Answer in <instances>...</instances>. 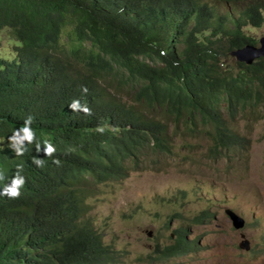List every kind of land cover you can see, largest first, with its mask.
Returning a JSON list of instances; mask_svg holds the SVG:
<instances>
[{
  "label": "trees",
  "instance_id": "trees-1",
  "mask_svg": "<svg viewBox=\"0 0 264 264\" xmlns=\"http://www.w3.org/2000/svg\"><path fill=\"white\" fill-rule=\"evenodd\" d=\"M215 1L242 9L219 14L209 0H0V31L15 42L13 57L0 58V192L18 172L25 180L18 198L0 195V264H118L86 218L90 189L148 169L149 153L170 151V126L183 124L193 138L207 126L218 141L240 138L236 106L258 113L264 58L221 60L257 45L244 28L262 25L264 0ZM28 116L35 140L21 132L17 155L10 137ZM171 233L152 260L196 246L187 227Z\"/></svg>",
  "mask_w": 264,
  "mask_h": 264
},
{
  "label": "rangeland",
  "instance_id": "rangeland-1",
  "mask_svg": "<svg viewBox=\"0 0 264 264\" xmlns=\"http://www.w3.org/2000/svg\"><path fill=\"white\" fill-rule=\"evenodd\" d=\"M209 2L219 14L237 15L242 9L238 4ZM244 30L258 40L264 35V22ZM7 35L5 29L0 31V58L11 59L15 42ZM216 39L229 47L227 36ZM221 61L235 64L230 55ZM236 108L232 127L243 136L241 141H218L209 132L211 126L197 138L188 137L183 124L181 131L170 126V151L161 152V158L149 153L148 169L90 189L86 218L103 244L119 252L118 264H264V100L258 113L243 102ZM154 159L157 162L151 164ZM226 210L241 216L246 227L234 228ZM205 211L210 215L199 220ZM179 226L188 228V239L197 240L198 246L189 254L169 259L160 254L152 260L155 243L160 248L168 244ZM244 234L252 245L250 252L238 247Z\"/></svg>",
  "mask_w": 264,
  "mask_h": 264
},
{
  "label": "clouds",
  "instance_id": "clouds-1",
  "mask_svg": "<svg viewBox=\"0 0 264 264\" xmlns=\"http://www.w3.org/2000/svg\"><path fill=\"white\" fill-rule=\"evenodd\" d=\"M119 2L121 1V0H118ZM217 2V1H216ZM212 5V4H211ZM216 8V7H215ZM100 12H102V6H100V7H98L97 8ZM217 10V9H216ZM264 22V21H263ZM248 26V25H247ZM251 26V25H250ZM245 31V30H244ZM246 33V32H245ZM258 41V40H257ZM258 44V43H257ZM245 45H247V44H245ZM245 45H243L242 47H244ZM254 45V44H253ZM242 47H238V48H242ZM234 49H237V48H233V49H230L229 51H228V54H229V52L231 51V50H234ZM229 56V55H228ZM232 57V56H231ZM234 60H235V58L234 57H232ZM257 60V59H256ZM237 60H235V62H236ZM255 61V60H254ZM238 62V61H237ZM240 63H242V62H240ZM245 64V63H244ZM32 122H33V117H31V116H28L26 119H25V122H24V125L17 131V132H15L14 134H13V136L12 137H10V145H11V147L13 148V150H15L16 151V153H17V155H23V148H17L16 147V144H17V137L19 136V134L22 132L24 135H23V140L24 141H27L28 143H32L34 140H35V133L33 132V130L31 129V124H32ZM233 124V123H232ZM232 129H233V127H232ZM102 130V129H101ZM212 131H213V129H212ZM212 131H209L211 134H212ZM237 133V132H236ZM239 134V133H238ZM213 136V135H212ZM239 136H240V138H242L243 139V136L242 135H240L239 134ZM240 138H236L237 140H239V141H241L242 139H240ZM233 140H235V139H232L230 142H225V143H230V144H232V141ZM222 142V141H221ZM234 144V143H233ZM226 147H228V148H226ZM226 147H225V149H227V150H229L230 148H229V145L227 146L226 145ZM44 152H45V154H46V156H51L54 152H55V148L50 144V143H48L47 141H45V147H44ZM33 163L34 164H36L38 167H42L43 166V164H44V161H43V159H41V158H37V157H34L33 158ZM55 163H59V161L57 160V161H55ZM22 170V169H21ZM8 182H9V179L7 178V180L2 184V186H4V185H7V186H5V188L3 189V191L2 192H0V195H5V196H7V197H9V198H18L20 195H21V192H20V189L24 186V184H25V180H24V178L22 177V176H20L19 175V172L17 173V175L12 179V182H11V184L10 185H8ZM231 211V210H230ZM231 212H233V211H231ZM205 213H208L207 215L205 214ZM234 213V212H233ZM204 214V215H203ZM225 214H227V215H229L228 213H227V210H226V213ZM234 214H236V213H234ZM202 215H203V217L202 218H200L199 220H203V218H205V217H207L208 215H210V212H207V211H205V212H203L202 213ZM237 215V214H236ZM239 216V215H238ZM240 218H242L241 216H239ZM228 218H229V216H228ZM243 219V218H242ZM230 220V219H229ZM244 220V219H243ZM231 222V221H230ZM246 222H245V220H244V225H243V227H241L240 229H244L245 228V226H246V224H245ZM232 224V223H231ZM171 236H172V233H171ZM245 234L243 235V237L242 238H244L245 239ZM191 240H194V239H191ZM194 241H196V246L194 247V248H196L198 245H197V240H194ZM243 241H248L247 239H245V240H243ZM242 242V241H241ZM249 242V249L248 250H245V249H242L243 251H246V252H250L251 251V248H252V245H251V243H250V241H248ZM239 248H240V244H239V246H238ZM194 248H193V250H194ZM241 249V248H240ZM192 250V251H193ZM191 251V252H192ZM191 252H189V253H191ZM189 253H187V254H189ZM182 255H185V254H182Z\"/></svg>",
  "mask_w": 264,
  "mask_h": 264
},
{
  "label": "water",
  "instance_id": "water-1",
  "mask_svg": "<svg viewBox=\"0 0 264 264\" xmlns=\"http://www.w3.org/2000/svg\"><path fill=\"white\" fill-rule=\"evenodd\" d=\"M229 55L234 57L235 60L238 62L245 63L247 65L251 64L254 60L258 58H264V35L258 39V44H247L242 48H237L231 50ZM229 214V219L232 223L234 228L240 229L244 225V220L240 218L238 215L234 214L230 210H227ZM150 234V233H149ZM240 248L248 250L249 249V242L242 241L240 243Z\"/></svg>",
  "mask_w": 264,
  "mask_h": 264
}]
</instances>
